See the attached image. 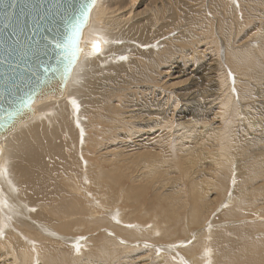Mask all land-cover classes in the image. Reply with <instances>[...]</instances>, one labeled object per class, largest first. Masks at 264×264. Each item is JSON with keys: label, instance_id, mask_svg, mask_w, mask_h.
Returning a JSON list of instances; mask_svg holds the SVG:
<instances>
[{"label": "bare ground", "instance_id": "6f19581e", "mask_svg": "<svg viewBox=\"0 0 264 264\" xmlns=\"http://www.w3.org/2000/svg\"><path fill=\"white\" fill-rule=\"evenodd\" d=\"M223 5L231 6L225 0L95 1L81 30L78 59L63 92L34 101L31 117L0 138V264H76L80 256L70 255L65 248L72 252L79 249L87 259L90 254L91 261L100 254L108 261L121 258L114 264H129L126 259L139 251L142 257L134 260L154 256V260L169 264L172 260L176 264H264V223L244 224L241 220L246 206L260 209L264 216V192L253 186L258 178L264 179V168L257 158L256 162L243 160L248 155L245 151H230L235 118H240V113L234 116L233 107L239 109L238 104L227 91L224 78L215 75L218 95L209 100L207 123L184 122L180 116L185 110L200 111L189 102L197 92L187 87L183 99L179 96L182 90L174 91L175 84L167 83L179 76L172 69L181 61L177 47L182 35L201 17L209 25L216 20L214 12L222 11L220 15L226 17ZM231 7L235 9L233 4ZM93 41H99V52L93 51ZM157 43L160 49H156ZM124 48L126 61H122ZM226 51L224 58L235 72L251 68L263 74L251 61L255 58L252 53ZM195 105L199 108L202 103ZM193 132L209 147L208 184L212 186L216 175L223 177L229 171L228 176L237 181L231 183L235 186L223 204L225 207L232 200L236 207L222 214L218 213L222 207L218 209L210 221L212 229H205V224L201 238L197 232L189 233L190 225L199 224L201 207L192 208L181 220L183 203L177 196L182 189L202 196L198 185L204 179L188 180L158 196L154 193L155 202L147 205L139 200L149 183L141 179L151 168H172L180 164L182 156L193 154L184 151L182 142ZM133 159L144 161L136 176L120 170ZM234 159L233 170L230 161ZM168 160L171 163L167 164ZM227 219L242 222L218 227ZM150 222L147 228L141 226ZM79 226L88 233L102 230L91 238L88 251L81 241L63 238ZM180 238L185 242L175 244ZM159 240L180 246L164 245L161 249L154 246Z\"/></svg>", "mask_w": 264, "mask_h": 264}, {"label": "rangeland", "instance_id": "374dc122", "mask_svg": "<svg viewBox=\"0 0 264 264\" xmlns=\"http://www.w3.org/2000/svg\"><path fill=\"white\" fill-rule=\"evenodd\" d=\"M225 1L230 2L231 6L232 4L235 6V9L233 10L230 5H226L227 7L223 5L224 6L223 9L226 10L225 12L226 17H224V15H220L222 14V11H218V15H216L214 12L213 14L216 20L213 19L212 22L210 23L211 25L207 23L206 19L201 17L200 20H197L196 23L193 25V29L188 30L186 33L182 35V37L180 38L181 41L178 42V47H177V51H178L177 55L179 57L181 56L180 57L181 61L177 66L178 68L176 67L172 69L173 71H176L177 76L178 74L179 76L175 80L171 78V80L167 81V83L175 84L176 87H174L175 88L174 91L175 90L178 91L180 89L182 90L181 91L182 95L179 94L180 98H183L184 95L187 93L186 92L187 87L197 92L193 97H190V99L192 100H189V102L191 103L190 105L193 106L195 110L200 109V111L197 110L196 112L194 110L195 112L193 111L190 112L185 110L180 117L184 122L189 120H196L198 122L202 120L201 124H206L208 121L206 120V118H210V112L209 114L208 112H206L207 110L209 111L211 109L208 105L209 100L214 99V96L218 95L217 94L218 85L214 81V78H216L215 75L224 78L223 82L224 85H226L227 87V91L233 95L232 98H234V101H236L239 107L238 109L234 105L233 108L236 112V113L234 112V116L236 115L238 116V114L240 113L239 119L237 117L236 118L234 117L236 119V123L233 128V131L235 132L233 136L234 142H231L232 147L230 151L231 153L234 154L239 153L240 151H245L246 154L248 155L243 156L242 157L243 160L249 158V160L255 161V159L257 158L258 160L261 161L258 162V164L264 168V72H263L264 71V0H225ZM213 7H214L213 5L210 6V8L212 9ZM195 9L197 8L195 7ZM213 14L211 13L210 15L213 16ZM219 15L221 18L220 17L218 18ZM202 30L203 32H201ZM229 30L231 34L229 33ZM173 33L174 35H176V31ZM159 44L158 43L156 44L157 45L156 49L161 48ZM164 47L166 48V46ZM223 48H225V51L226 50L237 51L240 49H245L246 51H248V53H252L253 57H255L256 59L254 58L251 61L253 63L258 64L259 67H261L263 74L261 75L259 72H256L251 68L246 69L244 71H240L238 73L235 72L225 60L224 58L225 51ZM125 50L126 48H124L123 51L124 58L122 59V61H126L128 59L126 57V55L128 54L127 51ZM218 52H220V55H218ZM210 55H212L213 60L210 59L211 58ZM117 62H118L117 59L113 61V63H117ZM194 86L196 87V89H194L195 88ZM204 98L208 99V100L206 99L208 103L205 100L203 101ZM184 102L185 101H183V103ZM201 103L202 105L204 104L205 106L204 105L200 106ZM195 104H197L200 107L198 108ZM205 113L208 114V116H206ZM234 118H232V120ZM197 127L200 128L199 125ZM236 128L238 129V131ZM201 137L202 136L194 134L193 132L189 134L190 139L183 138L182 140L183 145L186 146L184 151L193 152V154H191L190 157L188 158L182 156L179 162L180 164L177 163L172 168L169 167L163 168L161 166L157 168V170L159 171L151 168L150 172L141 179V180L149 181V183L146 185V190L142 192L141 199H139L140 201H142L143 204H146L147 202L153 201L152 199H156V196H153L154 193H156L158 196L159 193H167L171 190L177 189L178 186H180V184L187 183L188 180L192 179V180L202 181V179H204V182H201L198 185V190L203 194L202 196H193L190 193V190H188V193H185L184 189H182L181 194L177 193L179 194L177 197H180L181 203H183L180 212L181 220L183 216L187 217V215H189L192 208L196 206L201 207L202 213L199 218L200 219L199 224L190 225V230H189L190 234L197 232L199 238L203 237L200 231L204 229L205 224L208 225V226L206 225L205 229L209 228V225H211V222L214 220L213 219L214 214L218 209L222 207V209L218 211L219 214H222V212L225 211V209L229 207L230 208L236 207V203H234L232 200H230L229 205L227 204V206L225 205V207L223 206V204L226 201V197L230 196L231 189L235 186L233 184L237 182L235 181V177L234 179H231V175L228 176V174L230 173L229 171V173L224 174L223 177L219 174L218 176L216 175L214 178L215 181L211 183L213 187L208 184L209 176L207 177L206 174L208 173L207 168L210 165L209 162L206 160V154L209 147L206 148L207 142H203L202 140H200ZM195 151L199 153H196ZM143 162L142 160L137 161V159H133L131 164L125 165L124 168H120V170L125 173H129L133 176H136L140 174L141 171L138 167ZM235 162L236 159L230 161L231 168L233 170L235 169L236 166ZM166 163L168 164L171 162L168 160ZM245 163L246 166H250L251 164L247 161H245ZM126 166H129V168L126 169ZM240 175H242V173L238 175L239 178H241ZM160 176H163V179H158L160 178ZM163 180L164 182H162ZM261 180L262 178H258L257 182L255 181L256 183L253 182L255 183V185L253 186L254 188L256 186H257L256 188L258 187L261 188L260 192H264V179L262 181ZM231 183H233L232 184L233 186L231 185ZM213 184L214 185L219 184L220 188L215 190L214 189L215 186ZM117 191L118 189L115 190V193H117ZM200 199L201 201H199ZM246 208L247 209L245 210L244 209L241 210V212L243 213L242 214L243 219L241 218L240 219L243 222L240 219H231V220L227 219V220H222L221 224H218L219 225L218 227H223L231 224L236 226L240 224V221L244 224L264 223V216L261 215L260 209H255L254 207L251 206L250 207L246 206ZM252 210L253 212H251ZM150 224H152V222L141 223V226L143 225L145 228H147L150 226ZM187 227H186V232H187ZM68 229L69 228H67V230ZM98 229L99 228H96L95 229L96 231L92 229L93 232L91 231L90 233L89 231L88 233L87 230L85 231L83 226H79L77 227V229L75 227V229L71 232L72 234L71 233L64 234L63 238L65 239L66 237V239L68 240L70 239L71 241H74V243L81 241L80 245H82L83 249L87 250L86 247L89 248V246L92 243L91 238L92 237L95 238L97 235H100V233H102V230L100 229L98 230ZM209 229L211 230L212 227H210ZM106 233L108 236L113 235L111 232H106ZM176 239H178V237H176ZM180 239L181 240L176 241L175 244L179 243L180 241L181 244L185 242L184 238H180ZM143 240H146V241H142L143 243L150 244V241L148 239H143ZM157 242H155L154 246L155 247L162 246L161 249H164V245H169V247L173 246L172 247L173 249H176L179 245V244L176 246L175 244L171 245L170 243H167L163 240L162 241L159 240ZM148 247L150 246H147L145 248ZM64 250L70 255L72 253V256L75 255L80 256L78 258L79 261L76 262V264H104L105 260H106L105 264H114L117 261H121V258L115 259L114 261L113 260L108 261L106 256H104L103 254H100L99 255L100 257L91 261L93 256L87 254L89 256L87 259L86 255H81V253H79V249H76L74 252H72V250L69 248H65ZM166 251H170V250L167 249ZM140 252L142 251L134 252L128 260L126 259L125 262L129 264H162V263L169 264L168 261L161 263L159 261L154 260V256L153 257L146 256L138 261L134 260V258L142 257V255L139 254ZM99 260L102 261L100 262ZM173 262L174 261L172 260L171 263L176 264L175 262L174 263Z\"/></svg>", "mask_w": 264, "mask_h": 264}, {"label": "water", "instance_id": "95a60500", "mask_svg": "<svg viewBox=\"0 0 264 264\" xmlns=\"http://www.w3.org/2000/svg\"><path fill=\"white\" fill-rule=\"evenodd\" d=\"M95 1L0 0V138L31 117L34 101L63 92L78 59L67 38Z\"/></svg>", "mask_w": 264, "mask_h": 264}, {"label": "snow or ice", "instance_id": "6c2138e0", "mask_svg": "<svg viewBox=\"0 0 264 264\" xmlns=\"http://www.w3.org/2000/svg\"><path fill=\"white\" fill-rule=\"evenodd\" d=\"M87 11L83 12L82 15L85 17V20L87 18ZM80 36V30H79V24L75 26V31H73L67 38L68 43L72 46L73 48V59H75V53L79 52V46H78V40ZM91 47L94 52H99L100 51V44L99 41H93L91 43Z\"/></svg>", "mask_w": 264, "mask_h": 264}]
</instances>
